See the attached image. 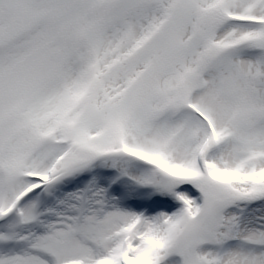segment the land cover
I'll return each mask as SVG.
<instances>
[{
  "label": "snow or ice",
  "instance_id": "1",
  "mask_svg": "<svg viewBox=\"0 0 264 264\" xmlns=\"http://www.w3.org/2000/svg\"><path fill=\"white\" fill-rule=\"evenodd\" d=\"M0 264H264V0H0Z\"/></svg>",
  "mask_w": 264,
  "mask_h": 264
}]
</instances>
